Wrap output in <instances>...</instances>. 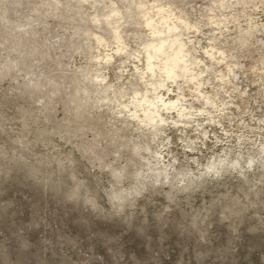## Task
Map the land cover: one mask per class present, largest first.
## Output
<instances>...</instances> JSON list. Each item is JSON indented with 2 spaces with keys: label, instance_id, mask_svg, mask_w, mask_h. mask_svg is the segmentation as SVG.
Returning <instances> with one entry per match:
<instances>
[{
  "label": "clouds",
  "instance_id": "9594fccd",
  "mask_svg": "<svg viewBox=\"0 0 264 264\" xmlns=\"http://www.w3.org/2000/svg\"><path fill=\"white\" fill-rule=\"evenodd\" d=\"M0 264H264V0H0Z\"/></svg>",
  "mask_w": 264,
  "mask_h": 264
}]
</instances>
